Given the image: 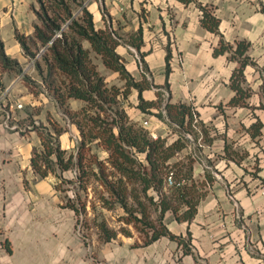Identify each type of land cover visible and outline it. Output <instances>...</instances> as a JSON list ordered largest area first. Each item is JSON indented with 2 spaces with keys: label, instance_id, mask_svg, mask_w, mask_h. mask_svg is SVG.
I'll return each mask as SVG.
<instances>
[{
  "label": "crops",
  "instance_id": "0c3cea01",
  "mask_svg": "<svg viewBox=\"0 0 264 264\" xmlns=\"http://www.w3.org/2000/svg\"><path fill=\"white\" fill-rule=\"evenodd\" d=\"M84 5L97 28L118 34L116 50L126 68L148 83L145 99H156L165 86L170 102L196 111L203 145L183 133L185 147L171 159L192 158L188 185L196 189V211L178 219L167 210L163 222L173 237L163 234L148 243L135 231H118L110 240L97 229L81 232L59 177L50 170L40 176L32 165L42 138L35 129L21 128L25 120L13 113L18 109L10 84L0 91V264H264V0H84ZM34 6L35 0H0L4 50L20 64L30 58L16 33L35 40ZM204 9L219 19L216 31L201 22ZM238 43L246 44L242 54ZM241 66L237 90L232 75ZM18 103L29 116V103ZM174 124L156 117L148 128L170 143L180 135ZM189 131L199 136L193 119ZM181 205L187 208L185 201Z\"/></svg>",
  "mask_w": 264,
  "mask_h": 264
},
{
  "label": "trees",
  "instance_id": "16d2710c",
  "mask_svg": "<svg viewBox=\"0 0 264 264\" xmlns=\"http://www.w3.org/2000/svg\"><path fill=\"white\" fill-rule=\"evenodd\" d=\"M37 1L39 8L35 9L38 18L35 23V40L18 32L16 37L25 54L35 60L39 75L52 90L59 105L70 113L80 130V136L76 149L69 150L61 147L58 138L63 131L61 127L52 131L47 129L45 132L39 129L42 147L33 150V167L40 176L47 175L49 170L55 173L59 177L60 186L64 181L76 185L75 197L67 196L66 206L73 208L77 215L86 211L88 187L91 185L99 202L95 198L90 199L95 212L94 220H97L96 226L104 240L114 238L118 231L131 234V230L120 223L117 228L111 227L105 211L100 209L102 207L108 210L117 206L123 208L120 220L141 232L144 243L168 234L163 222L167 210H171L178 219L191 218L196 211V203L192 200L196 189L193 188L194 183L188 185L192 177V158L189 157L187 161H171L185 147L183 133L192 126L191 106L183 102L167 101L165 109L168 123L178 124L174 128L180 135L170 143L166 137L153 138L149 129L137 125L120 107L117 96L121 90L106 86L91 59L92 49L101 56L104 65L118 71L126 79L125 88L121 91L124 98L132 88L137 90L138 107L142 111L151 112L152 107H161V92L158 91L156 99L147 100L143 97L142 91L148 87V83L146 80H135L126 68L116 50L120 43L116 31L108 26L97 28L93 14L84 5V0ZM201 22L208 29L216 31L219 19L204 9ZM84 40L90 43L91 49L84 46ZM37 42L44 47L39 56L31 47V43L37 45ZM245 47V43H238L237 52L242 54ZM168 58L169 53L167 75L170 70ZM0 69V91L6 87L2 79L3 71L26 77L21 64L5 52L1 35ZM241 72L242 66L232 75L233 87L237 90L239 87L236 82ZM69 98L86 101L82 114L71 112L68 107ZM160 110L158 114L164 119ZM99 148L106 151L104 157L100 156ZM66 170L74 171L75 179H64L62 172ZM169 175H172L174 181L166 187L165 181ZM151 191H156L158 197ZM184 201L187 208L181 210ZM151 208L157 213V224Z\"/></svg>",
  "mask_w": 264,
  "mask_h": 264
},
{
  "label": "rangeland",
  "instance_id": "374dc122",
  "mask_svg": "<svg viewBox=\"0 0 264 264\" xmlns=\"http://www.w3.org/2000/svg\"><path fill=\"white\" fill-rule=\"evenodd\" d=\"M38 8H39V3L37 0H35L34 11L35 9ZM74 9L77 10L78 6L77 8L75 7ZM83 44L84 46L89 47L91 49L90 43L87 40H84ZM31 47L33 51L37 53V56L43 53L44 47H42L41 45L37 44ZM90 55L93 63L96 65L97 70L100 72V75L102 76L106 86L107 87L114 86L120 89L121 91H123L125 88L126 79L118 71L112 70L106 65H104L101 56L96 52H94L92 49ZM21 64L24 71L23 73H26V77L24 78H22L23 74L16 75L15 73H13V75L12 74L7 75L2 73V79L5 81L6 86L10 84L13 85L12 92L9 97L11 98L14 107L18 109L16 113L13 112L15 116L17 118L20 117L19 119H21V117H24L25 123L21 125V128L26 129V131L30 129H35L36 131H39V129H42L45 132L47 129L52 131L55 128L59 129V127H61L63 131L61 132L60 136H58L61 145H63L64 148H67L69 150H75L79 141L80 130L78 126L73 122V118L71 117L70 113H67L65 111V107L59 105V102L54 97L52 90H50V88L42 80L41 76L38 73V69L35 66V60L34 59L25 60L22 61ZM137 74L139 73L137 72ZM132 77L135 80L140 79L133 75ZM148 80L150 82L152 81L150 79ZM140 81H143V78H141ZM121 91L120 94H118L117 96V98L119 99L120 107L126 111L127 115L134 122H136L137 125H142L147 129H149L148 128L149 125L151 124V122L156 120V117L163 119L158 114L160 108L159 109L154 108L155 109L154 112H152L151 110H150L151 112H145L138 107L139 99L136 89L132 88L131 92L125 98L121 94ZM160 92H161L160 98H161V106H162L163 99H167L168 101H170V91L167 87L164 86V88L160 90ZM166 92H169V96H167ZM19 99L23 105H25L26 102L29 103L27 105V110L30 111L29 116H27V114L23 112V107L19 106L18 102L20 101L18 102L15 101ZM84 105H86V101L82 99H78V98L68 99V107L70 108L71 112H80V114H82L81 112ZM7 107H9V104ZM10 114L14 116V114L12 113ZM79 117L81 118L82 115H80ZM144 121H147L148 123L144 124ZM186 132H191V131L186 130ZM186 132H184V134ZM67 144H69V146H66ZM191 147L193 151L194 149H197V147H195L194 144H192ZM94 149L96 148L94 147ZM98 152L102 157H104L107 154L106 151L101 150L100 148L98 149ZM62 177L64 179H70L73 178L74 176L70 174V171H63ZM165 184L166 187L170 185L169 178H167ZM166 187H164V189ZM61 189L66 194H69L70 197L72 198L75 197L76 185H74V183L64 181L62 182ZM151 193H153L156 197H158L156 191H151ZM94 198H95L94 192L92 190L91 185H89L87 202H86V211L82 212L79 215V219H78V228L83 233L86 232L90 233L92 231H95V229L98 230L96 226L97 220H94L95 212L90 202V199H94ZM95 200L97 201V198H95ZM97 203L99 202L97 201ZM100 209L105 211V217L108 220V223L111 227L117 228L120 223L122 225L127 226L131 231L139 232L131 224H125L123 223L122 220H120L119 215L121 213H124L123 208L117 206L109 210L104 207ZM151 214L154 219V222L157 224L158 223L156 221L157 213L152 208H151ZM139 233L140 236H143L142 240L144 241V235L141 232Z\"/></svg>",
  "mask_w": 264,
  "mask_h": 264
},
{
  "label": "built area",
  "instance_id": "2783aa9c",
  "mask_svg": "<svg viewBox=\"0 0 264 264\" xmlns=\"http://www.w3.org/2000/svg\"><path fill=\"white\" fill-rule=\"evenodd\" d=\"M166 93H167V96H169V92H166ZM167 101H168L167 99H163L162 106L160 107V109H161L162 113L164 114L165 121L168 122L169 118L167 117L166 109H165ZM19 106H21V104H19ZM191 111H192V116H193V127H194V129H196L199 132V136L196 138L195 135L193 133H191V132H186L185 135L194 144L202 146L203 145V141H202L203 136H202V133H201V131H200L198 125H197V123H198V115H197L196 111H194V109L191 108ZM147 123H148L147 121H144V124H147ZM174 125L178 127V124H174ZM150 135L153 138L157 137V135L153 131H150ZM192 157L195 158L196 154L192 153ZM168 178H169V183L173 184L174 180H173L172 175H169Z\"/></svg>",
  "mask_w": 264,
  "mask_h": 264
}]
</instances>
